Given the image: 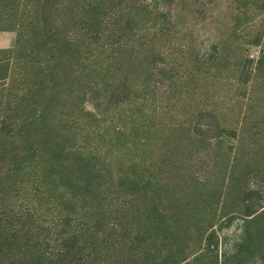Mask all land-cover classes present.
Listing matches in <instances>:
<instances>
[{"label":"rangeland","instance_id":"rangeland-1","mask_svg":"<svg viewBox=\"0 0 264 264\" xmlns=\"http://www.w3.org/2000/svg\"><path fill=\"white\" fill-rule=\"evenodd\" d=\"M0 264H264V0H0Z\"/></svg>","mask_w":264,"mask_h":264}]
</instances>
